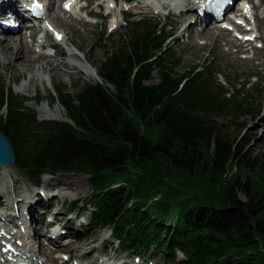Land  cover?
Masks as SVG:
<instances>
[{
    "label": "trees",
    "instance_id": "trees-1",
    "mask_svg": "<svg viewBox=\"0 0 264 264\" xmlns=\"http://www.w3.org/2000/svg\"><path fill=\"white\" fill-rule=\"evenodd\" d=\"M123 19L126 39L111 40L99 80L49 92L68 120H38L0 85L15 167L35 186L46 174H85L88 194L62 205L90 212L82 231L108 227L122 252L162 253V264L254 262V249L264 252V167L250 145L264 134L241 132L264 108V88L224 84L210 61L180 72L168 23Z\"/></svg>",
    "mask_w": 264,
    "mask_h": 264
},
{
    "label": "rangeland",
    "instance_id": "rangeland-1",
    "mask_svg": "<svg viewBox=\"0 0 264 264\" xmlns=\"http://www.w3.org/2000/svg\"><path fill=\"white\" fill-rule=\"evenodd\" d=\"M176 1L147 0L144 4L128 8L118 3L115 8H111L108 0H71L69 9H65L63 8L64 0H44L48 3V11L44 10L43 19L48 21L55 29L63 32V38L57 41L56 46L66 52V60L79 67V61H81V64H88L90 69L95 72L101 61L104 60L106 53L110 51L111 40L120 42L126 39V24L123 19V16H126L123 12V8H125L129 14L126 17L130 20L134 17L156 18L162 23L169 24L167 29L172 32L169 40L177 58L176 68L178 71L181 72L192 66L210 61L215 69L221 73L218 75V79L224 84L226 77H228L231 83L236 84L238 87L240 84H246L245 87H248L252 83H260L264 88V25L261 27L257 25V18L264 19V7H262L264 3L262 0H254L257 3L256 8H252L251 1L246 0L249 8L244 12L248 20L244 19V23L239 29L234 26L231 31L225 28L221 30L218 23L202 21V24L197 22L190 27V30L184 32L182 29L195 19V15L189 12L187 7L184 10L172 6L168 7L169 4ZM182 1L185 7L188 1ZM99 2L102 4L97 5L96 3ZM147 2L150 5L144 7ZM53 4L54 8H51ZM154 4H160L161 8H157ZM238 5L240 4L238 3L235 6ZM181 11L183 14L188 15L186 20L178 16ZM105 14L108 15L109 19H105ZM133 15L136 16L132 17ZM115 23L117 26H114ZM36 26L38 27V22ZM204 27L211 28L216 37L211 40L197 35L199 30ZM102 30H105L106 34L112 33L115 36L113 39L102 40L100 37ZM247 31H251L255 38L252 41L244 42L241 40L242 34ZM10 35L9 37L16 41L24 35V41L32 48L34 46L33 49L36 53L46 52L51 54L56 50L51 44L54 42L52 35L44 30H39V33L31 35V29H24V31L22 29L10 33ZM72 52L77 53L79 56L69 55ZM76 57L79 59L76 60ZM8 60L0 52V85L10 89L13 94L25 97L24 104L35 112L38 120H68L65 111L58 104L53 103L48 96L50 91L55 94L54 85L65 86L69 92H73L85 82L94 83L99 80L98 76L97 79H94L85 69L84 73L78 71L80 68L63 70L59 73L42 70L40 67L43 61L36 62L33 71L18 69L16 73H13L11 64L6 63ZM31 76L35 77L32 87L29 83ZM156 82H158V76L153 73V78L148 83ZM109 86L112 88L111 85ZM60 114H62V117H60ZM246 120L248 129L242 131L241 135L249 133L250 135L255 134L256 138H261L264 134V108L260 114ZM250 151L257 156L258 162H261L264 167V141H252ZM44 178H47L48 181L44 182ZM88 192L89 185L85 174L58 173L56 175H43L40 184L35 186L17 170L14 164H11L6 174L0 172V220L4 222L7 216L11 217L9 213L18 215L9 223H13L14 220L23 222L29 216L30 221L22 224L21 229H26V224H29L26 233L23 235L29 236L28 239L33 249L36 250L39 259L44 264H61L62 262L68 264L71 259L78 257L81 253H84L81 259L84 262L89 260V264L99 263L100 259L101 264H118L123 260L133 261L134 256H139L141 261L150 258L156 264H162V253L150 256L143 252H122L115 244H111L108 227L90 235L82 231V228H85L89 221L90 212L84 210V212L76 214V211L68 210L65 204L62 205V203L77 200L87 195ZM55 211L58 212L57 215ZM68 212H71V215H67ZM49 223H58L60 227H54L53 231L51 230L52 224ZM57 228L60 230L66 229L68 234L65 230V234L60 235L57 240H51L49 235L51 233L56 235ZM21 229L16 226L11 231L20 232ZM76 234L80 237L79 239L75 238ZM38 246H41L40 251L42 253L38 251ZM42 248H48L52 252L43 251ZM254 251L257 258L249 264H264L262 249L259 250V247H257ZM178 255L181 257L180 253ZM109 256H115L116 259L108 263L107 257ZM63 257H69V260L66 261Z\"/></svg>",
    "mask_w": 264,
    "mask_h": 264
},
{
    "label": "bare ground",
    "instance_id": "bare-ground-1",
    "mask_svg": "<svg viewBox=\"0 0 264 264\" xmlns=\"http://www.w3.org/2000/svg\"><path fill=\"white\" fill-rule=\"evenodd\" d=\"M64 1H65L64 5H69V1L70 0H64ZM108 1H112V0H108ZM146 1L147 0H133V1H130V2H125L123 0H119L118 3L119 4L121 3L120 5H124V6L127 5L128 7H132V6H138V5H140V4H142V3L146 2ZM187 1H188V4L191 5V3H189L191 0H187ZM247 1H251L252 8H256L257 7V4L253 3L252 0H247ZM263 2H264V0H263ZM19 3H21V0H0V20L4 19L7 15L13 17V13H12L13 9ZM113 3H114V1H113ZM52 7L54 8V4H53V6H51V8ZM186 7L189 10V12H191L193 15H195V13L193 12V8L191 6H186L185 5V7L182 10H184ZM244 8H245V6L238 10L240 12V14L235 16L234 21L233 20H230V21L228 20L229 23L227 24V26L229 25L230 27H234L236 25L235 21H242V23H244V19H245V16H246L245 14H243V9ZM45 10L48 11V7ZM178 16L182 17L184 20H186L187 17H188V15L187 14H183L182 11H181L180 15H178ZM16 17H17L16 20L20 21L21 25H22V27L18 26L19 29H17V30H20L21 28H24L26 26V23H27V24H30V27L28 29H26V30L31 29V35H34L35 33L39 32V30L41 31V27L40 26L37 27L35 25L38 22V19H36L34 22H31V20H29V19L25 20L24 13H23V15L21 17H19L17 15V13H16ZM209 17H211V16L208 13H206V12L199 13L192 22L190 21L182 29V31L184 32L186 30H190V27L193 26L194 24H196L197 22H200L202 24V21L206 22V21L211 20L212 18L210 19ZM228 21H226V22H228ZM257 25L259 27L264 25V19L257 18ZM222 26H224V25L220 24L219 29L223 30ZM240 26H242V25L237 24L235 27L237 29H239ZM216 28H218V27H216ZM12 32H15V31H12L10 29L1 30L2 37L0 38V52H1V55H3L5 59H7V60L11 59L10 61L8 60L6 63H10L11 64V67L13 69V73H16L18 69H30V70H32L34 68V65H35L36 62L43 61L42 64H41V67H40V69H42V70H49L52 73H59V72H61L63 70L68 71V70H71V69L80 68V70H78V71H82L84 73V69H85V71L90 76H92L94 79L95 78L97 79V76H98L97 73L94 70H91L88 64L83 65V64H81V61L78 60L80 62V64H78V65H80V67H79V66L69 62L68 60H66V58H65L66 52H64V50H62L60 47L56 46L57 42L54 41V42L51 43L52 46H54L55 49H56L54 51V53H51V54L50 53H46V52L45 53L44 52L36 53L35 50L33 49L34 46L32 48L30 45H28L26 43V41H24V35L22 36V38H19L18 41H16L15 39L10 38L9 36H11L10 33H12ZM197 35H201L202 37L208 38V39L210 38L211 40H212L213 37H216V35L214 36L213 31L211 30V28H206V27H204L201 30H199ZM251 35H252L251 31L244 32L242 34L241 40L245 42L246 40H244V36H251ZM69 55H71V56L72 55L73 56L74 55L75 56H79L75 52H72ZM83 57H84V53H83ZM77 59H79V58L76 57V60ZM85 59H86V56H85ZM34 78H35L34 76H31V78H30V82L29 83H30L31 87H32ZM60 117H62V114H60ZM9 165H11V164H5V165L0 166V172H3V174H6L8 172ZM47 181H48V179L44 178V182H47ZM14 191L16 192V190H14ZM0 208H1V204H0ZM30 211H32V210H30ZM27 213H30V212H27ZM55 213L57 215L58 212L55 211ZM55 213H54V215H55ZM9 214H11V217L7 216V218H5V221L1 222V220H0V223L6 224L8 221L12 222L14 217L17 216V214H13V213H9ZM55 220L58 222L57 219H55ZM29 221H30L29 216H27L26 220H24L23 222L20 221V220H14L13 223L15 225L18 222H20L18 224H24V223H28ZM50 222H52V221H50ZM49 224H52L51 225V230H53V231H54V227H60V225L58 223H54V224L53 223H49ZM48 227H50V226L48 225ZM56 231H57L56 235L54 233H51L49 235L51 240H57V238L60 235L65 234V230L64 229L60 230L59 228H57ZM6 233H8V232H6ZM27 233L29 234L28 230H27ZM21 237H23V235ZM14 241H16V240H14ZM40 247L41 246H38V251L40 253H42L40 251V249H41ZM25 248L28 249L32 253V255H37V252H36L35 249H33V250L30 249L31 245H30L29 242H25ZM42 249H43V251H47L49 253L52 252L48 248H46V249L42 248ZM1 256H3V255H1ZM83 256H84V253H81L78 257H75V258L71 259L69 262H72L73 260H75V262L77 264H89V260H86L84 262V260L81 259V257H83ZM53 262H54V259H53ZM63 263L64 262H62L61 264H63ZM101 263L102 262H101V259H100L99 263H96V264H101ZM40 264H44L43 261H41ZM136 264H141V262L140 263H136Z\"/></svg>",
    "mask_w": 264,
    "mask_h": 264
},
{
    "label": "water",
    "instance_id": "water-1",
    "mask_svg": "<svg viewBox=\"0 0 264 264\" xmlns=\"http://www.w3.org/2000/svg\"><path fill=\"white\" fill-rule=\"evenodd\" d=\"M116 3L119 0H114ZM126 2H130L133 0H124ZM15 155L13 146L7 137V135L0 130V166L5 164H14Z\"/></svg>",
    "mask_w": 264,
    "mask_h": 264
}]
</instances>
